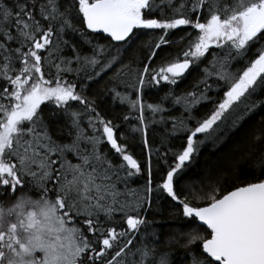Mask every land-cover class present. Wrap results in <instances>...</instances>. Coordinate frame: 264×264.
<instances>
[{
    "label": "snow or ice",
    "instance_id": "obj_1",
    "mask_svg": "<svg viewBox=\"0 0 264 264\" xmlns=\"http://www.w3.org/2000/svg\"><path fill=\"white\" fill-rule=\"evenodd\" d=\"M258 111L264 0H0V264H264V114L196 171Z\"/></svg>",
    "mask_w": 264,
    "mask_h": 264
},
{
    "label": "trees",
    "instance_id": "obj_2",
    "mask_svg": "<svg viewBox=\"0 0 264 264\" xmlns=\"http://www.w3.org/2000/svg\"><path fill=\"white\" fill-rule=\"evenodd\" d=\"M143 41L145 40H142L141 42ZM179 45L176 47L178 48ZM190 83H191L190 80L187 82H181L179 85H177V88L183 91L190 86ZM210 108H211V102L207 104H203L200 106L199 112L200 113L207 112L210 110ZM105 110L107 111L106 107ZM124 111H126V109L121 107L117 110L116 115L120 116ZM175 111L176 114H179V108H177ZM262 114L264 113H261L259 111L254 113L251 117L248 118V120L245 122L243 126H241L238 130L229 133L227 136H225V138L216 147H213L210 141L205 142V144L201 147L200 150V157L196 171L200 172L205 169L211 171L212 169L217 167H221V166L226 167L229 161L235 157L237 146L241 143V140L244 137L245 132L258 126ZM114 122L118 123L120 129L123 130V142L128 144L129 151L134 153L135 157H138L140 159V162L143 164L146 159V152L140 140L139 133H135L134 134L135 138H133V134L131 133L128 122H124L120 120H116ZM157 131L158 132L160 131L159 126H157ZM157 142H158V137H157ZM151 143L152 140H151V129H150V144ZM183 143L184 140L182 139L173 140V144H175L177 147ZM105 147L108 146L105 145ZM241 167L242 168L247 167V164H241ZM153 171L154 173L156 171L155 163L153 164ZM143 184H144V178L139 177L132 181L130 187L142 188ZM161 203L162 202L157 201L154 204V207H156L158 211H161L163 213L162 217H157L160 223L156 226L159 229L161 239H164L165 234L178 235V233H173L172 229L165 227V225H178L181 223V220L179 219L178 215L174 213H170L166 206L158 207ZM173 247L175 248V253L182 254L186 251L185 249L176 246Z\"/></svg>",
    "mask_w": 264,
    "mask_h": 264
},
{
    "label": "flooded vegetation",
    "instance_id": "obj_3",
    "mask_svg": "<svg viewBox=\"0 0 264 264\" xmlns=\"http://www.w3.org/2000/svg\"><path fill=\"white\" fill-rule=\"evenodd\" d=\"M142 40H148V37H143ZM178 46V45H177ZM180 47H183V44H180L179 47L177 49H179ZM211 94V93H210Z\"/></svg>",
    "mask_w": 264,
    "mask_h": 264
}]
</instances>
